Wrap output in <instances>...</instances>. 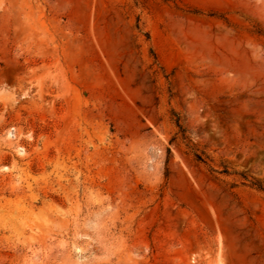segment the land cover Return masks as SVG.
Segmentation results:
<instances>
[{
    "label": "rangeland",
    "instance_id": "374dc122",
    "mask_svg": "<svg viewBox=\"0 0 264 264\" xmlns=\"http://www.w3.org/2000/svg\"><path fill=\"white\" fill-rule=\"evenodd\" d=\"M0 264H264V0H0Z\"/></svg>",
    "mask_w": 264,
    "mask_h": 264
}]
</instances>
